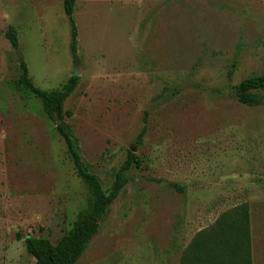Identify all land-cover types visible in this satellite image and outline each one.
Masks as SVG:
<instances>
[{
    "label": "rangeland",
    "instance_id": "1",
    "mask_svg": "<svg viewBox=\"0 0 264 264\" xmlns=\"http://www.w3.org/2000/svg\"><path fill=\"white\" fill-rule=\"evenodd\" d=\"M73 17L76 64L63 0H0V264H35L24 239L55 244L90 198L40 101L14 88L19 60L43 91L78 72L64 122L104 190L128 151L141 161L76 264H181L247 199L264 264V102L234 95L264 75V0H76Z\"/></svg>",
    "mask_w": 264,
    "mask_h": 264
},
{
    "label": "trees",
    "instance_id": "2",
    "mask_svg": "<svg viewBox=\"0 0 264 264\" xmlns=\"http://www.w3.org/2000/svg\"><path fill=\"white\" fill-rule=\"evenodd\" d=\"M75 1L63 0V10L70 29L69 51L74 64L77 63L78 36L73 17ZM4 36L12 49L17 50L16 30L9 27ZM18 66L19 76L13 82L14 88L40 101L44 114L56 125V131L65 144L77 177L90 194L87 207L77 214L70 230L55 244L47 239L29 236L24 239L25 250L35 260V264H76L87 245L98 234L99 222L130 182L128 172L139 169L141 161L131 150L128 151L127 158L114 174L111 185L104 190L100 179L92 174L83 162L77 138L70 125L64 122V103L76 90L79 78L71 76L60 89L43 91L33 84L23 60ZM259 92H264V75L241 81L235 87L234 95L239 103L255 106L264 102V96ZM65 115L70 117L71 112L67 111ZM145 131L144 125L137 143L141 142ZM169 185L176 190H182L175 184ZM181 261V264H252L248 206L240 205L222 213L210 227L196 234L182 253Z\"/></svg>",
    "mask_w": 264,
    "mask_h": 264
},
{
    "label": "crops",
    "instance_id": "3",
    "mask_svg": "<svg viewBox=\"0 0 264 264\" xmlns=\"http://www.w3.org/2000/svg\"><path fill=\"white\" fill-rule=\"evenodd\" d=\"M251 204H254V200L247 199V200H245L244 202H242V203H240V204L234 206V208L237 207V206H240V205H247V206H248V212H249V232H250V253H251V260H252V264H253L252 252H253V248H254V245H255V243H256V241H257L256 239L258 238V236H257V235L254 236V233H253L252 228H251L250 217H251V212L253 211V208L250 207ZM221 214H222V213H221ZM200 231H201V230H200ZM200 231H199V232H200ZM199 232H197V233H199ZM190 241H191V240H190ZM190 241H189V243H190ZM189 243H187V244L185 245V247H186Z\"/></svg>",
    "mask_w": 264,
    "mask_h": 264
},
{
    "label": "water",
    "instance_id": "4",
    "mask_svg": "<svg viewBox=\"0 0 264 264\" xmlns=\"http://www.w3.org/2000/svg\"><path fill=\"white\" fill-rule=\"evenodd\" d=\"M22 60H19V62H21ZM73 76L78 77V72H76V74H74Z\"/></svg>",
    "mask_w": 264,
    "mask_h": 264
}]
</instances>
